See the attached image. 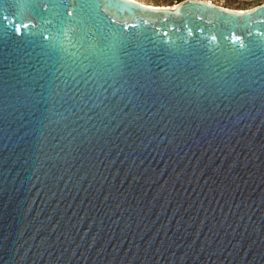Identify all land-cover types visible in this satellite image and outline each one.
I'll use <instances>...</instances> for the list:
<instances>
[{
    "label": "water",
    "instance_id": "1",
    "mask_svg": "<svg viewBox=\"0 0 264 264\" xmlns=\"http://www.w3.org/2000/svg\"><path fill=\"white\" fill-rule=\"evenodd\" d=\"M0 264H264V3L0 0Z\"/></svg>",
    "mask_w": 264,
    "mask_h": 264
},
{
    "label": "rangeland",
    "instance_id": "2",
    "mask_svg": "<svg viewBox=\"0 0 264 264\" xmlns=\"http://www.w3.org/2000/svg\"><path fill=\"white\" fill-rule=\"evenodd\" d=\"M140 2L158 5V6H173L179 4L183 0H138ZM211 2L215 5L230 9V10H248L262 3L264 0H203Z\"/></svg>",
    "mask_w": 264,
    "mask_h": 264
},
{
    "label": "bare ground",
    "instance_id": "3",
    "mask_svg": "<svg viewBox=\"0 0 264 264\" xmlns=\"http://www.w3.org/2000/svg\"><path fill=\"white\" fill-rule=\"evenodd\" d=\"M134 1H137V2H140V1H138V0H134ZM140 3H143V2H140ZM209 3H211V2H209ZM143 4H146V3H143ZM146 5H148V6H150V7H152V8H156V9H173V8H175L178 4H176V5H173V6H158V5H151V4H146ZM227 9V8H226ZM239 12H244V11H246V10H238Z\"/></svg>",
    "mask_w": 264,
    "mask_h": 264
}]
</instances>
